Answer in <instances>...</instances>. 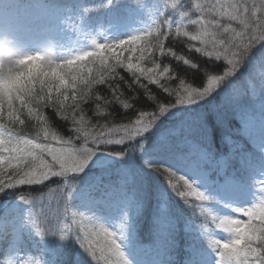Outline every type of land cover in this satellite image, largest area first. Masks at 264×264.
I'll return each mask as SVG.
<instances>
[{
	"label": "clouds",
	"instance_id": "1",
	"mask_svg": "<svg viewBox=\"0 0 264 264\" xmlns=\"http://www.w3.org/2000/svg\"><path fill=\"white\" fill-rule=\"evenodd\" d=\"M120 3L144 14L139 26L124 36L112 35L110 25L85 27L89 14ZM61 23L75 35L60 49L52 40L41 50L16 49L0 35V195L11 190L24 206L6 245L0 235V264H48L44 249L29 250L21 232L41 244L74 240L90 264H132L129 211L106 218L82 203L79 178L98 154L125 157L170 109L233 84L249 61L245 94H264V51L253 59L264 45V0H96L69 9ZM147 166L199 218L213 264H264V178L253 179L252 197L241 203L166 164ZM53 196L63 201L55 218L44 211Z\"/></svg>",
	"mask_w": 264,
	"mask_h": 264
},
{
	"label": "trees",
	"instance_id": "2",
	"mask_svg": "<svg viewBox=\"0 0 264 264\" xmlns=\"http://www.w3.org/2000/svg\"><path fill=\"white\" fill-rule=\"evenodd\" d=\"M134 12H138L144 17L142 12L126 3H120L102 11V17L109 19L119 16V18L128 19L133 17ZM143 19L145 17L139 20ZM262 51H264V45L254 51L253 59L258 57ZM215 67L218 68L220 65H215ZM250 67L251 61L237 74L233 84L232 82L225 84L213 92L207 100L170 109L143 137H138L131 142V150L125 157L121 158L107 153L98 154L86 172L79 178L80 186L94 180L124 179L121 187L125 189L124 197L127 196V200L124 205L122 203L113 208V214L116 215L125 207L129 211L130 228L125 251L132 264L136 263L131 259V256L140 254L132 246L134 241H142V236L138 235L139 229L146 237L148 235L156 238L159 236L166 238L167 242L177 232L176 236H179L187 244H193V250L211 251L203 241L194 239L192 233L179 229L180 225L184 224L185 217H193V215L163 182V177L148 168L146 161L159 162L171 167L170 164L157 160L156 155L153 156L150 153L154 143L161 139L166 142L157 156H161L162 152L168 150L169 147L174 148L182 144L188 148L191 143H195L197 147H202V150L212 159H222L225 167L224 173L234 175L252 186V174L255 170L246 168L249 163L245 161V158L262 163L263 154L251 148L248 139L242 134L240 122L247 119L264 125V94L255 100L246 96L248 86L243 83L242 78ZM178 70L184 71L183 68ZM196 78L199 79V76L197 75ZM121 86L123 87V84ZM137 103L141 106H150L149 102L144 99ZM141 140L145 141L142 150L139 147ZM116 147L113 150H122L119 146ZM53 183L55 184L56 181ZM41 190L43 189L33 188V191ZM62 208L63 201L53 196L51 203L44 211L49 217L55 218L61 214ZM23 212L24 206L16 200L14 192L9 190L0 195V232L9 234L13 228L19 225L13 226L12 223L7 222L3 224L2 220L8 214L22 217ZM172 222L175 224L171 225ZM47 238L54 242L49 251L50 255H48L51 258L50 261H58V264H90L74 240L69 239L67 242H62L55 236ZM32 240L40 248H43V244L38 242V238L36 240L32 238ZM173 244L175 243L167 244L164 246V250L168 252L169 247V252H174ZM54 254L57 256H52Z\"/></svg>",
	"mask_w": 264,
	"mask_h": 264
},
{
	"label": "rangeland",
	"instance_id": "3",
	"mask_svg": "<svg viewBox=\"0 0 264 264\" xmlns=\"http://www.w3.org/2000/svg\"><path fill=\"white\" fill-rule=\"evenodd\" d=\"M136 26V25H135ZM135 26H132L130 29L134 28ZM25 39H19L17 43H24ZM54 41H57V38L53 39ZM47 45V44H46ZM44 45V47L46 46ZM38 47V46H34ZM21 49V47L19 48ZM27 50V49H24ZM257 126L253 123L249 122H243V129L246 135H248L250 128H256ZM250 144L257 148V149H264V130H256L254 132V135L250 136ZM198 162V165L195 164ZM205 162V158L203 156L197 157L193 159H187L185 161V164L183 166V174L187 175L189 179L194 180L198 183V186H203L205 184V179L208 177L207 170L199 168L200 164ZM262 167L258 169L259 178L262 177L261 175ZM212 181L209 183L211 184ZM217 188L219 190V194L223 198L232 199L237 202H248L249 199L252 197L253 190H250V192L243 187H238L237 183L228 178L223 183H218ZM219 235L223 236V233H219Z\"/></svg>",
	"mask_w": 264,
	"mask_h": 264
},
{
	"label": "snow or ice",
	"instance_id": "4",
	"mask_svg": "<svg viewBox=\"0 0 264 264\" xmlns=\"http://www.w3.org/2000/svg\"><path fill=\"white\" fill-rule=\"evenodd\" d=\"M146 163H147V165H151V164H152V163H150V162H148V161H146ZM80 199H81L82 203L91 206L92 202H91L89 199H86V198L83 197V196L80 197Z\"/></svg>",
	"mask_w": 264,
	"mask_h": 264
}]
</instances>
